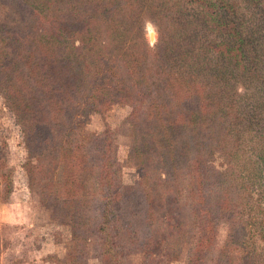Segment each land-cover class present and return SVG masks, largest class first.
Instances as JSON below:
<instances>
[{
    "label": "trees",
    "instance_id": "trees-1",
    "mask_svg": "<svg viewBox=\"0 0 264 264\" xmlns=\"http://www.w3.org/2000/svg\"><path fill=\"white\" fill-rule=\"evenodd\" d=\"M10 1L32 20L20 30V18L11 28L0 23L13 65L0 68V89L30 153L39 152L40 163L53 150L63 161L64 206L86 199L82 171L99 165L107 264H121L120 237L111 231L116 214L125 200L126 215L139 216L140 202L115 177L108 132L84 129L93 113L115 103L132 105L149 254L164 238H157L160 220L174 252L188 236L186 264H204L221 221L229 229L223 256L235 243L242 249L250 234H264V0ZM147 20L157 27L154 45ZM21 64L23 74H11Z\"/></svg>",
    "mask_w": 264,
    "mask_h": 264
},
{
    "label": "rangeland",
    "instance_id": "rangeland-1",
    "mask_svg": "<svg viewBox=\"0 0 264 264\" xmlns=\"http://www.w3.org/2000/svg\"><path fill=\"white\" fill-rule=\"evenodd\" d=\"M6 4L0 7V23L11 28L20 18L17 29H28L26 24L32 18L16 14V11L24 10V6L18 9V4H12L10 0ZM144 30L147 41L154 45L158 37L155 23L145 21ZM7 43L0 42V68L5 65L13 67L10 58L4 57L3 48ZM38 44L31 43L33 46ZM16 68L11 74L21 76L20 70H25L26 66L21 64ZM15 82L22 83L21 80ZM131 112V104L115 103L93 113L84 126L91 133L108 132L109 154L114 170L117 169L115 177L127 187L128 193L138 191L136 201L141 202L135 208V214L139 216L131 217L126 215L124 200L122 212L116 214L117 220L111 225L114 226L111 227L112 235L117 234L120 239L116 240L122 244L121 248L118 247L119 260L121 264H186L193 252L192 243L185 236L174 252V236L166 233L168 225L163 220L157 222L156 230L157 238L161 234L164 238L158 239L159 244L153 248L152 254L146 249L149 228L144 215L143 194L140 193L145 185L137 168L138 159L131 153L137 138L135 127L129 121ZM44 153L40 163V153H30L24 129L5 91L0 89V264H107L102 249L104 233L99 227L102 219L98 206L104 195L97 181L99 165L84 167L82 179L86 192L84 187L82 190L87 197H76L75 208L71 209L63 205L67 193L58 184L60 179L61 183L64 181V163L56 151L49 153L46 149ZM33 167L36 168V173H33L36 178L31 174ZM259 215L261 217L263 213ZM128 222L132 223L131 226ZM74 233L80 236L76 238ZM256 234H250L252 238L246 239L242 249L236 246L237 243L232 244L233 247L225 249L230 254L223 256L221 252L227 246L229 229L228 223L221 221L214 245L209 253L203 254L204 264H264V234ZM169 246L171 252H168ZM173 252L177 257H172ZM167 254L171 255L169 259Z\"/></svg>",
    "mask_w": 264,
    "mask_h": 264
},
{
    "label": "clouds",
    "instance_id": "clouds-1",
    "mask_svg": "<svg viewBox=\"0 0 264 264\" xmlns=\"http://www.w3.org/2000/svg\"><path fill=\"white\" fill-rule=\"evenodd\" d=\"M149 27H151V26L149 25Z\"/></svg>",
    "mask_w": 264,
    "mask_h": 264
}]
</instances>
